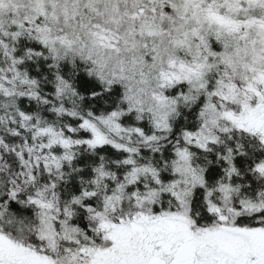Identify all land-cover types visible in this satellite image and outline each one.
Listing matches in <instances>:
<instances>
[{"label": "snow or ice", "instance_id": "1", "mask_svg": "<svg viewBox=\"0 0 264 264\" xmlns=\"http://www.w3.org/2000/svg\"><path fill=\"white\" fill-rule=\"evenodd\" d=\"M0 264H264V0H0Z\"/></svg>", "mask_w": 264, "mask_h": 264}]
</instances>
